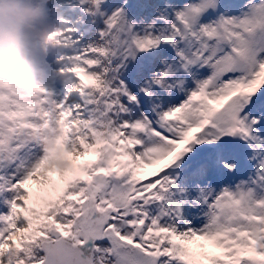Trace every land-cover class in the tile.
Segmentation results:
<instances>
[{"label": "snow or ice", "instance_id": "obj_1", "mask_svg": "<svg viewBox=\"0 0 264 264\" xmlns=\"http://www.w3.org/2000/svg\"><path fill=\"white\" fill-rule=\"evenodd\" d=\"M42 3L0 37V264H264V0Z\"/></svg>", "mask_w": 264, "mask_h": 264}, {"label": "clouds", "instance_id": "obj_2", "mask_svg": "<svg viewBox=\"0 0 264 264\" xmlns=\"http://www.w3.org/2000/svg\"><path fill=\"white\" fill-rule=\"evenodd\" d=\"M40 18L39 7L29 0H0V37L9 35L19 38L27 29L45 38L50 29H37Z\"/></svg>", "mask_w": 264, "mask_h": 264}, {"label": "rangeland", "instance_id": "obj_3", "mask_svg": "<svg viewBox=\"0 0 264 264\" xmlns=\"http://www.w3.org/2000/svg\"><path fill=\"white\" fill-rule=\"evenodd\" d=\"M136 2V7L131 8V13L133 15H147L150 12V9H144L141 7V5H144L146 3H154L155 0H135ZM44 17H41L38 21H37V25L40 24L41 22H43ZM25 31H29V30H25ZM53 179H59V177L57 176V178L55 176H53ZM35 185V187L37 188L38 186L35 184V182H29Z\"/></svg>", "mask_w": 264, "mask_h": 264}, {"label": "bare ground", "instance_id": "obj_4", "mask_svg": "<svg viewBox=\"0 0 264 264\" xmlns=\"http://www.w3.org/2000/svg\"><path fill=\"white\" fill-rule=\"evenodd\" d=\"M29 2H31V3H33L34 5H36V6L39 7V5H38L39 3H38L37 1L35 2L34 0H29ZM39 8H40V7H39Z\"/></svg>", "mask_w": 264, "mask_h": 264}]
</instances>
